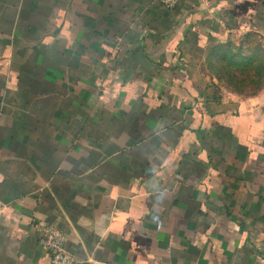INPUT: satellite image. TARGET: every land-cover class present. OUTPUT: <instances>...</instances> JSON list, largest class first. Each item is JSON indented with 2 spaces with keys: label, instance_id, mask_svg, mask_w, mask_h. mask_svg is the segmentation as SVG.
I'll return each instance as SVG.
<instances>
[{
  "label": "crops",
  "instance_id": "0c3cea01",
  "mask_svg": "<svg viewBox=\"0 0 264 264\" xmlns=\"http://www.w3.org/2000/svg\"><path fill=\"white\" fill-rule=\"evenodd\" d=\"M249 34L264 0H0V264H49L37 225L74 264H264V85L201 69Z\"/></svg>",
  "mask_w": 264,
  "mask_h": 264
},
{
  "label": "rangeland",
  "instance_id": "374dc122",
  "mask_svg": "<svg viewBox=\"0 0 264 264\" xmlns=\"http://www.w3.org/2000/svg\"><path fill=\"white\" fill-rule=\"evenodd\" d=\"M201 65L216 85L236 87L247 95L264 84V41L249 34L236 42L210 47L203 52Z\"/></svg>",
  "mask_w": 264,
  "mask_h": 264
},
{
  "label": "built area",
  "instance_id": "2783aa9c",
  "mask_svg": "<svg viewBox=\"0 0 264 264\" xmlns=\"http://www.w3.org/2000/svg\"><path fill=\"white\" fill-rule=\"evenodd\" d=\"M157 1L166 10H173L180 3V0ZM201 1L208 2L209 0ZM35 229L38 235L37 243L49 255V264H74L72 258L64 250L65 237L60 231L45 225H37ZM82 264L94 263L86 262Z\"/></svg>",
  "mask_w": 264,
  "mask_h": 264
},
{
  "label": "trees",
  "instance_id": "16d2710c",
  "mask_svg": "<svg viewBox=\"0 0 264 264\" xmlns=\"http://www.w3.org/2000/svg\"><path fill=\"white\" fill-rule=\"evenodd\" d=\"M264 84H261L260 85V88L254 90V92H250L249 94H247V96H251V95H254L258 90L261 89V87H263ZM227 87V86H226ZM228 88L232 89L233 91H235L237 94H240V95H243V91H240L238 89H236V87H229ZM245 95V94H244Z\"/></svg>",
  "mask_w": 264,
  "mask_h": 264
},
{
  "label": "water",
  "instance_id": "95a60500",
  "mask_svg": "<svg viewBox=\"0 0 264 264\" xmlns=\"http://www.w3.org/2000/svg\"><path fill=\"white\" fill-rule=\"evenodd\" d=\"M140 53H141V50H139ZM138 61L139 63L142 65V66H148L149 64H147V62L143 59L142 55L141 54H138Z\"/></svg>",
  "mask_w": 264,
  "mask_h": 264
}]
</instances>
